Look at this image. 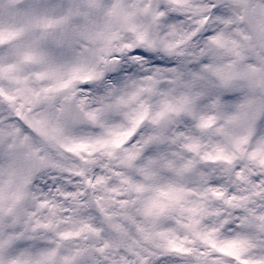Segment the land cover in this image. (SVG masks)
Segmentation results:
<instances>
[{
  "label": "snow or ice",
  "instance_id": "snow-or-ice-1",
  "mask_svg": "<svg viewBox=\"0 0 264 264\" xmlns=\"http://www.w3.org/2000/svg\"><path fill=\"white\" fill-rule=\"evenodd\" d=\"M0 264H264V0H0Z\"/></svg>",
  "mask_w": 264,
  "mask_h": 264
}]
</instances>
